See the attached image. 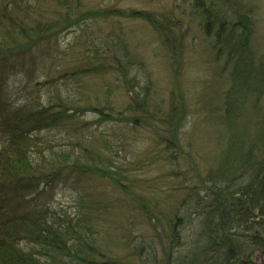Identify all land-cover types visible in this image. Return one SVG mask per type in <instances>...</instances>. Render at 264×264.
<instances>
[{
    "label": "trees",
    "instance_id": "16d2710c",
    "mask_svg": "<svg viewBox=\"0 0 264 264\" xmlns=\"http://www.w3.org/2000/svg\"><path fill=\"white\" fill-rule=\"evenodd\" d=\"M44 1L53 3L55 12ZM196 10L206 20L203 29L216 67L208 85L224 92L222 114L216 117L221 120L217 136L223 148L216 156L221 162L204 177L197 176L194 186L183 188L193 197L192 203L171 196L163 207L140 188L141 182L131 177L125 164L118 163L125 140L98 127L125 122L153 131L157 147L166 145L158 160L172 164L184 151L179 144L182 106L172 101L166 109L157 95L150 94L153 84L142 87L134 74L138 61L123 27H114L107 40L117 42L105 41L108 46L103 48L95 46L98 34L87 45L85 31L75 45L66 49L59 45V39L77 24L129 14L100 10L84 0H0V74L18 67L30 73L36 65L53 74L43 83L48 84L47 94L36 82L25 85L12 99L6 95L9 84L2 83L0 75V264H258V260L264 264V53L255 47L251 15L231 11L228 15L200 0ZM141 17L154 31L157 22L170 35L179 29L173 20ZM183 34L181 29L174 37ZM75 48L86 58L85 64L52 65L58 53L69 56ZM96 76L101 86L87 87L86 79ZM64 80L74 81V91L85 87L79 95H66L57 83ZM90 113L93 121L86 119ZM77 175L108 179L119 195L104 200L93 192L84 201L80 190L76 199L80 206L76 213H68L54 200L53 189L57 179L71 183ZM193 202L188 216L199 220V236L182 253L185 243L177 228L187 221L180 213ZM120 207L158 222L152 226L162 230L158 240L162 259L158 246L137 238L135 243L125 240L126 254L118 257L112 251L115 241L106 233V221ZM175 246L181 248L176 257Z\"/></svg>",
    "mask_w": 264,
    "mask_h": 264
},
{
    "label": "rangeland",
    "instance_id": "374dc122",
    "mask_svg": "<svg viewBox=\"0 0 264 264\" xmlns=\"http://www.w3.org/2000/svg\"><path fill=\"white\" fill-rule=\"evenodd\" d=\"M30 1L32 2V0ZM196 1L84 0L87 5L100 10L120 9V13L126 12L130 17L115 16L110 19L99 17L96 21L91 20L90 24L75 25L59 39L60 47L66 49L75 45L78 36H82V31H85L86 33L83 35L87 45L90 46L93 38L98 34L100 37L95 46L103 48L108 46L105 41L117 42V39L107 40L114 27H123L128 33L129 49L134 51L138 61V65L134 68V74L139 78L142 87L153 84L151 89L153 93L150 94L157 95L156 100L162 103L166 109H170L172 101L178 106H182L183 115L181 116L184 119V127L179 131V144L182 149L184 148V151L182 158L172 164L169 162L165 165L158 160V152L165 149L166 145L157 147L158 140H154L153 131L134 128L133 124L127 126L125 122H106L103 126L98 127L100 132L111 131L109 133H114L115 138L122 137L125 140L127 145L119 149L121 157L118 163H123L127 169H131L128 171L133 179L141 182L140 188L146 191L145 193L149 192L148 195L153 196L154 201L163 203V207L170 203L171 196H177L179 202L185 199V204L192 203L193 197H188L186 194L188 190L184 191L183 188L188 187L187 189H189L194 186L198 180L197 176L204 177L210 169L219 167L221 162L220 157H216L221 154L220 150L223 148V144L219 143L217 136L221 129V120L217 118L222 114L220 108L224 92L222 89L208 85V82L213 81L215 71L212 69L216 67L212 65L213 62L211 63L212 50L209 36L203 29L206 20L199 16L198 10L194 12ZM200 1H203L205 6L215 4L228 15H230L228 11L235 12V14L242 12L251 15L256 30L255 47L260 53H264V0ZM44 3L47 4L50 12H55L54 7L51 6L53 3L45 1ZM142 14L151 15L152 19L173 20L179 25V29L176 30V34L170 35L171 32L162 29L160 22H157L155 23L156 31H154L149 20L141 17ZM181 29L184 31L183 36L174 37L181 33ZM87 33L90 34V38ZM179 37L182 39L180 42ZM81 40H83V36ZM71 53L73 54L69 56L58 53L55 56L57 60L52 65L61 66L67 62L69 65L85 64L86 58L82 57L83 55L77 48ZM82 58L84 60H81ZM26 68L28 67L26 66ZM42 70L43 68H38L36 65L30 73H27V69L19 67L13 71L1 73L4 76L1 78L2 80L0 79L3 81L2 83L9 84L6 88L8 90L6 95H11L12 99L24 91L25 85L34 86L36 82L38 85H42L39 88L42 94H47L49 90L45 91V89L48 84L43 85V83H46L53 74L49 70L43 72ZM74 77L77 78V76ZM86 81L88 82L87 87L90 85L101 86L100 76L89 77ZM71 82L65 80L57 82L61 87L58 89H62L66 95H79L85 86H81L80 91H74L75 84L74 81ZM107 82H111V79L107 78ZM215 82L217 81L215 80ZM120 104L123 111L125 105L122 101ZM90 114L86 119L93 121L94 114ZM161 129L160 133H163L164 128ZM71 180L73 181L70 183L66 178L57 179L53 189L54 200L56 199L58 201L56 203L61 204L68 213H76L75 207L80 206L76 200L80 190L84 193L83 197H80L84 201H89L88 196L93 192L100 196L103 195L101 199L104 198V200L111 197L115 199L119 195L108 179L102 181L92 176L77 175ZM193 205L194 202L180 213V217L187 221L186 226L177 228L182 231L181 243H185V249L180 248L182 251L188 250L191 243L199 236L196 222L199 220L196 216H188ZM120 208L110 216V221H106V224L108 223L106 233L114 236L115 245L112 247V251L118 257L126 254L125 240H132L131 242L135 243L134 238H137L143 243L158 246V255L162 259L164 250L158 242L162 230L160 227L152 226L153 223L157 224L158 222L150 221L152 218L149 215L136 217L127 212L124 207ZM115 238L119 239V244ZM178 247H174L175 257L180 250ZM185 252L187 251L182 253ZM159 263L161 264V262ZM256 263L260 264V261L258 260Z\"/></svg>",
    "mask_w": 264,
    "mask_h": 264
}]
</instances>
